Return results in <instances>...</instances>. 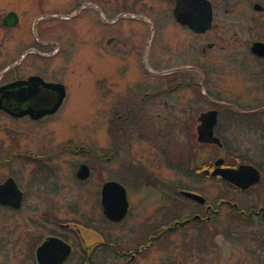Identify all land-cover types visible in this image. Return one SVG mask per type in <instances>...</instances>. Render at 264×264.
<instances>
[{
	"label": "rangeland",
	"instance_id": "rangeland-1",
	"mask_svg": "<svg viewBox=\"0 0 264 264\" xmlns=\"http://www.w3.org/2000/svg\"><path fill=\"white\" fill-rule=\"evenodd\" d=\"M19 1L70 17L40 24L56 44L47 77L61 82L66 96L42 120L0 116V182L11 176L24 192L19 210L0 207V264H36V245L52 234L73 245L65 264H259L253 246L235 232L223 233L222 208L207 250L186 244L196 235L191 228L170 243L155 238L139 244L163 216L181 212L182 218L190 211L192 205L177 196L179 187L197 190L207 203L221 195L220 181L185 169L220 156L196 142V118L211 108L198 98V84L202 79L200 90L212 100H237L245 50L264 40V10L253 9L255 3L264 7V0H209L213 23L202 35L174 21V0ZM182 67L190 69L159 75ZM190 79L194 85L172 88L168 82ZM244 85L253 91V82ZM131 103L138 109L117 121ZM117 127L123 134L113 154ZM81 163L91 170L85 182L75 177ZM108 180L125 187L129 203L117 224L104 219L99 205L100 185Z\"/></svg>",
	"mask_w": 264,
	"mask_h": 264
},
{
	"label": "flooded vegetation",
	"instance_id": "flooded-vegetation-1",
	"mask_svg": "<svg viewBox=\"0 0 264 264\" xmlns=\"http://www.w3.org/2000/svg\"><path fill=\"white\" fill-rule=\"evenodd\" d=\"M261 7V10L256 11H263L264 7ZM61 17L62 14H57L52 11L44 10L41 7L30 5L29 2L0 0V104L3 107L0 108V116L8 119L38 121L53 115H45L37 120H33L29 115L16 117L8 112H19L27 108L41 109L46 107L50 105L55 98V93L52 90L40 86L36 91V89L30 86L29 89L27 88L28 90L25 89L20 91L18 88L17 90L14 89L16 91L13 90V94L11 92L12 90L5 89V87L14 82L27 81L33 76L40 77L47 83H61L47 77L50 71L49 62L53 56L52 46H56V44H54V42L47 37L46 32L40 28V24L43 21L62 20L63 18ZM253 42L264 44V40L257 39L252 41L249 48L245 50V56L241 61L238 71L242 79L243 88H241V92L236 101L229 99H220V101L212 100L207 94L204 93V95L200 93V88L203 87L202 79L198 84V92L200 94L198 98L207 101L211 105V108L206 111L215 110L217 112L216 122L213 127V135L219 139L220 146L211 143H199L197 141V130L200 125L198 118L203 112L199 113L196 118V142L201 147L212 148L215 153H220V156L214 159L213 154H211L204 163L200 165L195 164L193 170H190V172H193L195 176L198 175L202 180L214 179L220 181L222 184L221 195L217 197L215 201L207 203L205 197L197 193V190L179 187L177 196L192 205L190 211L185 212L182 218L180 217L181 212H173L172 214L163 216L161 218V223L156 228L152 229L153 231H157L156 235H151L149 237L147 232L149 233L150 231L148 230L147 232L145 231V234H142L139 244L140 248L143 247L141 243L144 239L146 241V238L148 241L157 238V240L165 244L166 242L170 243V238L174 234H183L186 238V230L191 228L196 232V235H194L191 240L186 238V240H184L187 242L186 244L197 245L200 250L202 248L207 250L211 243L213 220L222 208L221 226L225 236L228 237L230 233H237V237H240L241 241L245 240L255 248L257 254L261 257L259 264H264V56L257 55L251 51L250 46ZM208 45L211 47V44ZM208 45L207 47H209ZM251 62L254 64H251ZM142 68L144 71L149 72L148 67L143 63ZM193 69H195V72L197 71L202 78L203 71L196 67H193ZM172 70L173 69L163 71L159 74H170L173 73L171 72ZM249 70L251 71L247 73ZM168 82H172V88L195 84L191 79L176 82L168 80ZM244 82L245 84L247 82H253L252 92L248 90V87L246 88ZM26 87L28 86H23V88ZM16 94L20 98H18ZM21 96L25 100L22 101ZM145 98L144 96L142 102H144ZM133 104L131 103L126 106L125 114L123 116L117 115V120H127L130 113L132 114L138 109L134 108V106H132ZM220 116H222L223 121L221 134L218 133V127L221 122ZM11 152L12 151H10V153ZM23 153L25 154L24 156L27 157L28 153ZM218 158L222 160L220 164L221 169L237 170L240 166H248L258 174L257 180L247 187L242 188L225 177L212 176L211 172L215 168V161ZM1 161L5 162V159L1 158L0 163ZM251 169L240 174V179L243 182H247L249 178H251ZM7 178L0 183H3ZM14 181L21 190L15 179ZM182 191L197 194L204 198V202L198 203L189 199L183 196ZM21 192L23 202L24 192L22 190ZM123 220L119 222L107 221L112 224H117ZM50 236L63 239L58 235L52 234L45 237L41 242ZM64 241L71 247V256L73 253V245L69 244L66 240ZM198 241L199 244L197 243ZM41 242H39L34 249V261L36 264L35 250ZM146 243L148 242L146 241ZM105 248L112 249V246L108 244V247ZM114 252L118 253V250H114ZM138 253H140V251L137 250L131 252V254L127 255V259L133 261ZM119 255L121 257L126 256L124 253ZM70 256L62 264H65Z\"/></svg>",
	"mask_w": 264,
	"mask_h": 264
},
{
	"label": "water",
	"instance_id": "water-1",
	"mask_svg": "<svg viewBox=\"0 0 264 264\" xmlns=\"http://www.w3.org/2000/svg\"><path fill=\"white\" fill-rule=\"evenodd\" d=\"M255 10H261L262 7L258 4H254ZM172 16L176 23L180 26H186L194 34H203L210 30L213 20L212 6L209 0H174V6L172 9ZM65 18H69L65 17ZM210 47V45H208ZM252 52L257 55L264 56V44L260 42H253L250 46ZM187 68L174 69L171 72L183 70ZM150 74H153L148 70ZM164 74V73H163ZM27 85L28 87L23 88ZM38 90L40 86L52 90L55 93L53 102L41 109H25L19 112H12L13 116L19 117L23 115H29L31 119L37 120L42 116L54 114L63 102L65 97V88L61 83H47L40 77H30L27 81L14 82L5 87V89L14 91L20 89V91L29 89V87ZM16 89V90H14ZM27 89V90H28ZM14 90V91H13ZM16 96L20 98L17 94ZM21 100H25L21 96ZM0 108H3L0 104ZM217 112L215 110H209L200 114L198 120L200 125L197 130V141L200 143H211L220 146V141L213 135V127L216 122ZM221 159L218 158L215 161V168L211 172L212 176L225 177L231 182L239 185L242 188L247 187L251 183H254L258 174L255 173L248 166H240L237 170L221 169ZM252 170L251 178L247 182H243L240 179V174L246 170ZM207 172V171H205ZM75 176L78 180L84 181L90 176V170L84 163L78 165ZM183 196L192 199L198 203H203L204 198L187 191H182ZM22 203V192L16 185L12 177H8L3 183H0V206L8 207L13 210L20 208ZM100 205L102 214L111 222H119L127 214L128 200L126 190L123 185L117 181H105L100 188ZM71 253V247L64 240L59 237L50 236L46 238L35 250V258L37 264H62L69 257Z\"/></svg>",
	"mask_w": 264,
	"mask_h": 264
},
{
	"label": "trees",
	"instance_id": "trees-1",
	"mask_svg": "<svg viewBox=\"0 0 264 264\" xmlns=\"http://www.w3.org/2000/svg\"><path fill=\"white\" fill-rule=\"evenodd\" d=\"M118 121V120H117ZM123 133H122V127H119V129H118V127H117V130H116V138H115V145H114V152H113V154H115V151H116V146H117V143H118V141H119V139H120V136L122 135ZM80 150H82V149H80ZM84 151H86L85 153H90V154H94V155H96V156H99V157H102V155L100 154V153H97V152H93V151H91V150H84ZM10 153V152H9ZM20 154H24V153H18V154H15V155H20ZM25 155V154H24ZM28 155V154H27ZM30 159L32 160V161H34L35 159L34 158H32V157H30ZM39 161V160H38ZM190 161H192V159H190ZM7 162H10L9 160H7ZM188 167V168H187ZM187 167H185V169H187L188 171H190V170H192L193 168H192V166H190V165H188ZM178 168L179 169H181V166H178ZM37 176H38V173L36 174ZM142 177V176H141ZM84 221H86V222H89L90 223V220H88V219H84ZM157 234V231H150L149 232V235L151 236V235H156ZM62 238H65V237H62ZM65 240V239H64ZM141 244H146V241H143ZM102 245H104L105 247H107L108 246V244H102ZM84 262H88V260H85Z\"/></svg>",
	"mask_w": 264,
	"mask_h": 264
}]
</instances>
